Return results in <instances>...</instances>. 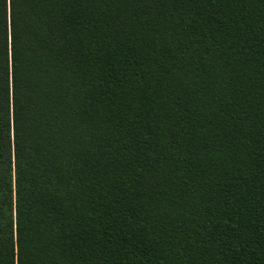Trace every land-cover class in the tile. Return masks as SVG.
Masks as SVG:
<instances>
[{
  "label": "trees",
  "instance_id": "obj_1",
  "mask_svg": "<svg viewBox=\"0 0 264 264\" xmlns=\"http://www.w3.org/2000/svg\"><path fill=\"white\" fill-rule=\"evenodd\" d=\"M0 264H264V0H0Z\"/></svg>",
  "mask_w": 264,
  "mask_h": 264
}]
</instances>
